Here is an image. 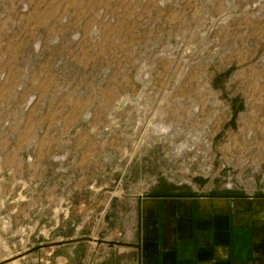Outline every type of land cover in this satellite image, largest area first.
<instances>
[{"label": "rangeland", "instance_id": "1", "mask_svg": "<svg viewBox=\"0 0 264 264\" xmlns=\"http://www.w3.org/2000/svg\"><path fill=\"white\" fill-rule=\"evenodd\" d=\"M264 195V0H0V264H113L146 195Z\"/></svg>", "mask_w": 264, "mask_h": 264}, {"label": "crops", "instance_id": "2", "mask_svg": "<svg viewBox=\"0 0 264 264\" xmlns=\"http://www.w3.org/2000/svg\"><path fill=\"white\" fill-rule=\"evenodd\" d=\"M136 239L125 264H264V195H146Z\"/></svg>", "mask_w": 264, "mask_h": 264}]
</instances>
